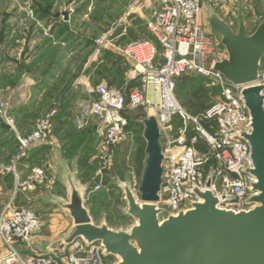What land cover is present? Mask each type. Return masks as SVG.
<instances>
[{
  "label": "built area",
  "instance_id": "obj_1",
  "mask_svg": "<svg viewBox=\"0 0 264 264\" xmlns=\"http://www.w3.org/2000/svg\"><path fill=\"white\" fill-rule=\"evenodd\" d=\"M203 1L157 0L158 9L146 21L151 37L132 41L123 49L124 57L132 63L130 79L140 81L128 99L121 88L103 82L75 101L76 128L81 131L96 122V133L103 139L94 190L103 186L115 149L126 135L127 110L149 105L162 133L165 181L159 206L167 210L164 215L189 209L191 201L198 199L191 189L197 186L205 190L209 176L210 188L220 197L221 208L248 209L246 200L251 196L253 177L245 170L253 161L250 146L238 133L249 131L250 115L240 98L243 87L232 85L214 69L217 61L228 58V54L222 39L203 21ZM187 74L203 77L210 86L219 87L215 102L202 114L187 112L176 96V79ZM256 83L264 84V65H260ZM58 112L57 106L50 108L37 118L31 132L16 134V154L4 169L19 176L20 161L49 141ZM0 117L16 129L5 107L0 106ZM46 178L45 169L40 167L19 184L33 189ZM223 192L229 195L228 199H222ZM40 227L41 218L31 207L17 208L10 202L0 214V241L4 247L0 264H107L103 243L88 244L82 239L72 243L65 253L21 251L17 244H30Z\"/></svg>",
  "mask_w": 264,
  "mask_h": 264
},
{
  "label": "rangeland",
  "instance_id": "obj_2",
  "mask_svg": "<svg viewBox=\"0 0 264 264\" xmlns=\"http://www.w3.org/2000/svg\"><path fill=\"white\" fill-rule=\"evenodd\" d=\"M206 4L203 18L210 31L209 13L218 15L235 30L240 17L246 18L250 33L264 20V0H215ZM158 7L157 0H0V106L14 119L16 129H11V134L16 138L17 133L31 132L37 118L62 102L64 96L73 102L103 82L125 89L132 63L124 57L123 49L132 41L151 37L146 21ZM63 10L70 13L68 20L64 14L57 16ZM126 114V135L115 149L105 182L98 190L93 187L98 183L102 137L94 135L91 127L77 130L70 116L64 123L57 120L49 141L35 152V160L23 176L25 180L40 167L47 174L31 189L42 193L33 207L41 218L37 239L51 240L64 232L59 228L64 219L69 225L72 222L55 204L46 203L52 194L66 196L60 183L58 153L78 172L81 182L89 183L85 204L96 224L104 220L109 227L128 228L135 221L126 214V197L115 178L130 181L140 200V179L147 155L142 118L154 114V110L147 105L127 110ZM2 123L0 117V128ZM15 138L7 135L0 140V164L16 154ZM140 138H144L143 159L137 157ZM56 213H62L63 218ZM57 217L58 225L52 228ZM118 260L111 257L107 264Z\"/></svg>",
  "mask_w": 264,
  "mask_h": 264
},
{
  "label": "water",
  "instance_id": "obj_3",
  "mask_svg": "<svg viewBox=\"0 0 264 264\" xmlns=\"http://www.w3.org/2000/svg\"><path fill=\"white\" fill-rule=\"evenodd\" d=\"M64 14L69 19L68 10ZM211 31L222 39L228 58L217 61L214 69L233 85L242 86L241 100L250 115L249 131L238 133L250 146L253 165L245 170L249 176L251 196L248 209L220 207V197L207 187L191 189L198 199L190 208H180L176 214L159 206L160 191L165 181L162 133L154 115L143 117L146 158L139 186V198L130 181L115 178L126 197V214L134 218L128 228L109 227L104 220L94 222L86 206L89 187L59 158L62 182L67 199L52 197V201L72 218L68 231L53 242H38L40 252L65 253L77 239L88 244L103 243L104 256L118 257L116 264H264V84H257L264 58V20L249 33L245 19L240 17L235 30L218 15L208 18ZM11 129L7 123L3 127ZM222 199L229 195L223 192Z\"/></svg>",
  "mask_w": 264,
  "mask_h": 264
},
{
  "label": "crops",
  "instance_id": "obj_4",
  "mask_svg": "<svg viewBox=\"0 0 264 264\" xmlns=\"http://www.w3.org/2000/svg\"><path fill=\"white\" fill-rule=\"evenodd\" d=\"M206 3L207 2L204 0L203 1L204 7L207 5ZM208 15H210V13ZM202 17H204V13H203ZM203 21H204V18H203ZM76 100H74L73 102H70L68 104V105H70L69 109L72 111V115L70 116L72 118V121H73V113H74V107H75L74 103H75ZM67 117H69V116H66V115L63 116V117L60 116V118L56 119V122H57V120H59L61 123H64L65 119ZM56 122H55V124H56ZM74 125H75V123H74ZM1 126L2 127L0 128V140L4 139V137L7 136V135L13 136V138H15V136L11 134L12 133L11 129L6 128L5 126L3 127V123L1 124ZM2 128H6V130L3 132ZM2 132L4 134H1ZM15 141H16V144H17L16 147H18V142H17L16 138H15ZM40 147H42V146L35 147V149H33V150H31L29 152L30 154H29V156L27 158H24V159H22L20 161V163L18 164V168H17L18 172H19L18 173L19 174L18 177H16V175L13 172H10L7 169H4L5 166H7L10 163V160L13 157L12 155H9V156L6 157L7 160H6L5 164H0V214L4 211V209L6 208V206L10 202H12L13 206L17 207V208L18 207H22V206H29V207H31L33 209V207H35V205H36V202L39 201L40 198H42L41 191H37V190L36 191H32L31 189L23 188L19 184L23 180V176H25V173L28 172L27 171L28 166H30L32 164L33 160H35V156H36L35 152ZM59 158L62 159L65 163H67L64 160V158L62 157V155L60 153H58V155H57V164H58L59 167H61V165L59 163ZM61 176H62V167L60 168V183H62L63 187L66 189V196L64 197V196H59V195L52 194V196H50V199L47 200V202L46 201H42L41 203H45L46 202L49 205L55 204L61 212L65 213L67 217L71 218L66 211L62 210L56 204L55 201H52V197L53 196H56V197H59V198H63V199H67V188H66L65 184L62 182ZM82 183L89 187V183H84V182H82ZM87 192H86L85 197L88 194ZM86 199H87V197H86ZM56 214H58L57 216H59L60 218H63V217H61V216H63L62 213H56ZM59 217L53 219L52 228L56 227L58 225ZM64 220L65 221H62V225L59 226L60 230H62L64 232H62L59 236H56V237H54L51 240L40 239V238L37 239L39 233L41 232V230H40L38 232V234L33 238L32 242L30 244L31 247H23V245L19 243V244H17L18 248L21 251H23V250L24 251L34 250L36 252H38V251L40 252V248L36 247L38 242H53V240L60 238L63 234H65L68 231V228L71 226L72 222L69 225V222L66 219H64ZM71 220H72V218H71ZM2 250H4V247L2 246V243L0 241V251H2Z\"/></svg>",
  "mask_w": 264,
  "mask_h": 264
},
{
  "label": "trees",
  "instance_id": "obj_5",
  "mask_svg": "<svg viewBox=\"0 0 264 264\" xmlns=\"http://www.w3.org/2000/svg\"><path fill=\"white\" fill-rule=\"evenodd\" d=\"M244 19L246 23V18ZM247 28H248V25H247ZM262 62L264 65V58ZM139 86H140V81L138 79H127L125 89L122 87H119V88H121L123 91L125 90V93L128 99L130 92ZM175 87H176V96L179 102H181L182 106L184 107L185 110H187V112L189 111L193 115L202 114L206 109H208L215 102L216 97L218 96V93H219V87L217 88L214 86H210L208 81L205 78L203 77L201 78L193 74L181 75L177 77ZM70 102H71V99L68 98V96H64L62 98V102L60 103L58 102L57 104H55V106H57L59 109V112L54 120L55 122H56V119L60 118V116L62 117L65 115L71 116L72 113H71V110L69 109L70 105H68ZM96 126H97V123L94 122L88 128L83 129L81 131L87 130L91 127V129H93L91 131L95 135ZM2 129L3 131L6 130V128H2ZM143 142H144V138L143 139L140 138L138 140V144H139L138 152H137L138 159H141V158L143 159L145 156V149L143 146L144 145ZM144 166H143V169H144ZM110 258L111 257H108L106 258V260Z\"/></svg>",
  "mask_w": 264,
  "mask_h": 264
},
{
  "label": "bare ground",
  "instance_id": "obj_6",
  "mask_svg": "<svg viewBox=\"0 0 264 264\" xmlns=\"http://www.w3.org/2000/svg\"><path fill=\"white\" fill-rule=\"evenodd\" d=\"M153 115V114H152Z\"/></svg>",
  "mask_w": 264,
  "mask_h": 264
}]
</instances>
